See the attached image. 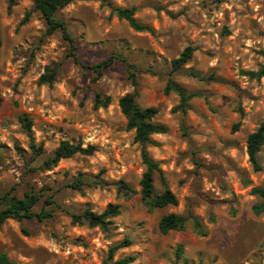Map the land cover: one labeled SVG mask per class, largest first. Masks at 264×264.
Returning <instances> with one entry per match:
<instances>
[{
  "label": "rangeland",
  "instance_id": "obj_1",
  "mask_svg": "<svg viewBox=\"0 0 264 264\" xmlns=\"http://www.w3.org/2000/svg\"><path fill=\"white\" fill-rule=\"evenodd\" d=\"M111 2L134 7L149 29L135 30L97 0L70 3L57 15L74 38L77 62L60 30L47 33L33 0H0V195L14 187L11 194L21 197L33 188L40 194L35 211L46 197L54 201L45 206L48 218L0 223V252L17 264H104L109 248L128 237L131 245L113 258L134 255L130 264H264V211L252 210L259 198L251 191L264 188V145L258 171L246 152L248 134L264 120V76L245 74L264 61V0ZM188 45L191 58L171 71ZM115 53L136 66L134 81L123 58L100 73L84 66ZM50 74V82L40 81ZM169 77L194 93L183 111L173 110L180 96L165 90ZM127 93L142 107H156L154 120L166 125L148 151L177 205L150 210L141 199L145 166L118 105ZM97 94L109 97L106 106H95ZM22 114L32 121L34 143H42L38 155ZM64 139L96 149L42 168ZM79 174L97 175L100 184L70 186ZM120 179L137 192L119 194ZM155 186L163 188L158 177ZM109 203L119 204L120 213L107 230L72 222L70 212L100 213ZM171 212L193 213L207 234L196 233L191 222L161 233L158 221Z\"/></svg>",
  "mask_w": 264,
  "mask_h": 264
},
{
  "label": "trees",
  "instance_id": "obj_2",
  "mask_svg": "<svg viewBox=\"0 0 264 264\" xmlns=\"http://www.w3.org/2000/svg\"><path fill=\"white\" fill-rule=\"evenodd\" d=\"M75 1L84 0H33L34 8L39 10L42 14L46 24L47 33H52L56 30H60L63 37L68 40L70 44L69 54H71L75 61L80 62L76 53L74 52L76 45L74 38L69 33L66 22L58 17L57 12L66 5ZM102 4L108 6L111 9V13L116 14L119 18L125 19L128 24L137 31L149 29L148 25L140 23L134 16V7H119L114 6L111 0H97ZM2 46L1 27H0V52ZM193 48L186 46L179 56L171 61V71L183 70L184 64L191 58ZM260 54L264 59V50H260ZM116 58H123L120 54H111L106 58L98 61L95 64L84 65L98 73L104 68L108 67ZM125 61L126 59L123 58ZM126 67L129 72L130 78L134 81L136 66L126 61ZM188 73L198 79L204 80L205 77L200 75L194 70L188 71ZM251 77L264 76V61L259 65L258 69L246 71ZM51 74L48 77L44 75L40 78L41 82H50ZM166 91L175 90L180 96V102L173 107V110H184L188 106V101L194 95V93L187 92L182 86H180L173 78L169 77L165 86ZM109 101V97L102 99L99 94L96 95L95 106H106ZM118 105L126 117V127L134 131L133 139L140 146L142 162L145 166V170L142 173L140 179V194L142 201L147 207L152 210L154 208H162L167 205H177L178 199L176 195L167 187L162 171L159 168L158 163L150 156L148 147L156 145V140L153 138V134L165 132L166 125L154 120L158 109L154 106L142 107L136 100L133 93H127L119 98ZM20 123L30 140V147L32 151L38 155L42 152V143L36 145L34 143V137L32 134V121L27 115L22 114L19 116ZM238 126V123L235 124ZM264 145V120L257 126L255 130L250 132L246 138V152L248 159L254 170L261 169V164L258 160V152L261 146ZM96 147L94 145H87L86 147L80 144L72 143L68 140H61L54 149L53 153L44 159L42 168L50 169L56 165L61 159L69 158L76 153L91 154ZM158 177L161 180L163 188L157 191L155 186V179ZM99 176H90V179H86V175L79 174L76 180L70 183V186L80 187L81 184H100L101 179ZM116 190L119 194L129 197L135 194L137 191L129 183L120 179L116 183ZM14 187H11L10 191L0 195V223L4 222L8 218L23 219L36 217L38 219H44L50 217L51 211L46 209L45 206L52 204L54 201L50 197H46L43 201L44 205L38 211L34 210V206L40 198V194L35 192L33 188L25 191L23 196L19 197L16 194H11ZM251 191L259 198V201L254 203L252 210L255 213L264 211V188L255 186ZM120 213V205L117 203H109L105 209L97 213L90 208L84 209L80 213L70 212L72 222L74 223H87L89 226H99L103 230H107L112 224V218ZM188 222H191L194 231L200 235H206L207 229L203 225L202 221L193 213L187 214L178 213H166L163 214L158 221V230L161 233H167L172 229H184ZM132 241L125 237L121 241L113 244L109 248L108 256L104 260V264H130L135 260L134 255H127L114 259V252L121 248L131 245ZM264 244V243H263ZM180 248V247H179ZM180 250V249H179ZM180 255V251L177 252V256ZM0 264H17L11 259L6 252H0Z\"/></svg>",
  "mask_w": 264,
  "mask_h": 264
}]
</instances>
